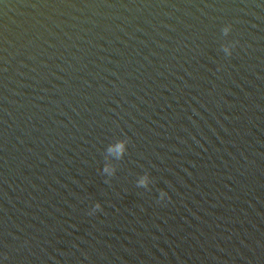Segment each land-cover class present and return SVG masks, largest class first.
<instances>
[{
	"label": "water",
	"instance_id": "water-1",
	"mask_svg": "<svg viewBox=\"0 0 264 264\" xmlns=\"http://www.w3.org/2000/svg\"><path fill=\"white\" fill-rule=\"evenodd\" d=\"M0 264H264V0H0Z\"/></svg>",
	"mask_w": 264,
	"mask_h": 264
},
{
	"label": "clouds",
	"instance_id": "clouds-1",
	"mask_svg": "<svg viewBox=\"0 0 264 264\" xmlns=\"http://www.w3.org/2000/svg\"><path fill=\"white\" fill-rule=\"evenodd\" d=\"M231 25H225L222 29V32L225 36H227L229 34V32L231 31ZM235 46V42L233 43H226L224 45H222L223 51L225 52V54L227 55H231L232 53V49ZM127 144H128V140L127 138H121V139H117L115 141H113L112 143H110L107 148H106V158H111L112 159H116V160H120L124 154L127 151ZM103 172L106 173L108 176H112L115 173V167L111 162L105 163L104 167H103ZM151 182V178L149 176L148 173H145L143 175L140 176V178L137 181L138 186H142L147 188L149 186ZM167 196V193L164 191L160 192V199L163 200L165 197ZM101 205L99 202H97L94 206V208L92 209V211L94 212L97 209H100Z\"/></svg>",
	"mask_w": 264,
	"mask_h": 264
}]
</instances>
